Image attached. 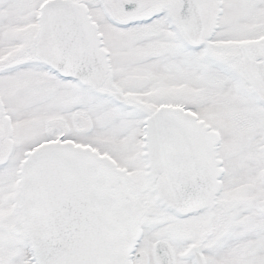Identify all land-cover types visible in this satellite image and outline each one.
<instances>
[{
	"label": "snow or ice",
	"instance_id": "snow-or-ice-1",
	"mask_svg": "<svg viewBox=\"0 0 264 264\" xmlns=\"http://www.w3.org/2000/svg\"><path fill=\"white\" fill-rule=\"evenodd\" d=\"M0 264H264V0H0Z\"/></svg>",
	"mask_w": 264,
	"mask_h": 264
}]
</instances>
